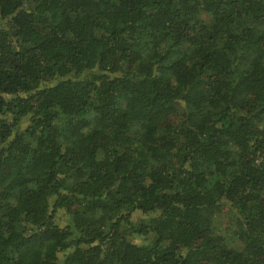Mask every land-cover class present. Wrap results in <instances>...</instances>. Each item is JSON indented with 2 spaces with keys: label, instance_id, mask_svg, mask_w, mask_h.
Returning a JSON list of instances; mask_svg holds the SVG:
<instances>
[{
  "label": "trees",
  "instance_id": "trees-1",
  "mask_svg": "<svg viewBox=\"0 0 264 264\" xmlns=\"http://www.w3.org/2000/svg\"><path fill=\"white\" fill-rule=\"evenodd\" d=\"M0 264H264V0H0Z\"/></svg>",
  "mask_w": 264,
  "mask_h": 264
},
{
  "label": "rangeland",
  "instance_id": "rangeland-1",
  "mask_svg": "<svg viewBox=\"0 0 264 264\" xmlns=\"http://www.w3.org/2000/svg\"><path fill=\"white\" fill-rule=\"evenodd\" d=\"M57 221L61 224H66L68 223V217L63 213V212H59L58 216H57ZM142 238H136L135 242H141Z\"/></svg>",
  "mask_w": 264,
  "mask_h": 264
}]
</instances>
